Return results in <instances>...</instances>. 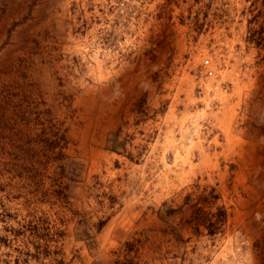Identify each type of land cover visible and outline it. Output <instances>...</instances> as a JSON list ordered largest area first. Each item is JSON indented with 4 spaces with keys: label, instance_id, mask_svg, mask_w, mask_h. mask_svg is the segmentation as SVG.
I'll use <instances>...</instances> for the list:
<instances>
[{
    "label": "rangeland",
    "instance_id": "rangeland-1",
    "mask_svg": "<svg viewBox=\"0 0 264 264\" xmlns=\"http://www.w3.org/2000/svg\"><path fill=\"white\" fill-rule=\"evenodd\" d=\"M0 264H264V0H0Z\"/></svg>",
    "mask_w": 264,
    "mask_h": 264
},
{
    "label": "trees",
    "instance_id": "trees-1",
    "mask_svg": "<svg viewBox=\"0 0 264 264\" xmlns=\"http://www.w3.org/2000/svg\"><path fill=\"white\" fill-rule=\"evenodd\" d=\"M55 136H58V135H55ZM61 138V137H60ZM58 139L59 138H56L55 137V139H50V141H49V147L52 149V148H56L57 147V141H58ZM62 139L64 140V138L62 137ZM63 156V160H68L69 162L67 163V167L69 168V169H75V167L73 166L74 164H73V162H71L70 160V157L69 156H64V155H62ZM75 172V171H74ZM70 181H71V179H69Z\"/></svg>",
    "mask_w": 264,
    "mask_h": 264
},
{
    "label": "built area",
    "instance_id": "built-area-1",
    "mask_svg": "<svg viewBox=\"0 0 264 264\" xmlns=\"http://www.w3.org/2000/svg\"><path fill=\"white\" fill-rule=\"evenodd\" d=\"M206 63H207V61H206ZM209 74H211V71H209Z\"/></svg>",
    "mask_w": 264,
    "mask_h": 264
}]
</instances>
